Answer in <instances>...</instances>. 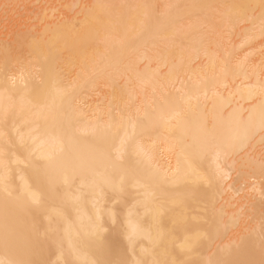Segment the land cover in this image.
Here are the masks:
<instances>
[{
	"label": "bare ground",
	"instance_id": "obj_1",
	"mask_svg": "<svg viewBox=\"0 0 264 264\" xmlns=\"http://www.w3.org/2000/svg\"><path fill=\"white\" fill-rule=\"evenodd\" d=\"M0 264H264V0H0Z\"/></svg>",
	"mask_w": 264,
	"mask_h": 264
}]
</instances>
